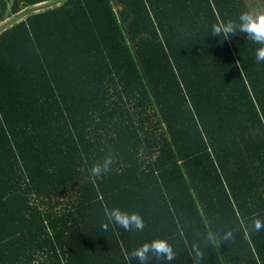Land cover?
<instances>
[{
	"label": "trees",
	"instance_id": "trees-1",
	"mask_svg": "<svg viewBox=\"0 0 264 264\" xmlns=\"http://www.w3.org/2000/svg\"><path fill=\"white\" fill-rule=\"evenodd\" d=\"M241 12L254 18L246 0H0V264H141L131 253L157 239L172 259L143 264H195L194 245L200 264H264V43ZM225 21L236 31L212 35Z\"/></svg>",
	"mask_w": 264,
	"mask_h": 264
},
{
	"label": "clouds",
	"instance_id": "clouds-1",
	"mask_svg": "<svg viewBox=\"0 0 264 264\" xmlns=\"http://www.w3.org/2000/svg\"><path fill=\"white\" fill-rule=\"evenodd\" d=\"M238 18L243 22L241 24V29L248 33L253 42H261L264 43V15H258L253 18L247 12H241ZM236 31L233 24L230 21H225L222 24H214L212 25L211 34L220 37L223 35L224 37H230V34H233ZM256 59L264 60V47L258 48L256 50ZM110 160L105 159L103 166L93 165L90 172L91 175L95 176L99 174L101 171L107 172ZM106 218L109 222L120 225L126 230L129 226H133L137 229L142 228L143 223L142 219L138 214H125L122 213L119 209H112L105 213ZM107 223H102L101 228L107 229ZM252 227L254 230H260L264 225L261 224L260 220H254L252 222ZM232 239V232L225 231L222 235H217L212 232H208L206 234V241L212 245H220L221 243H225L226 241ZM193 259L195 264H200V260L202 259V252L200 251L199 245L193 246ZM151 252L157 256L164 257L168 260H171L174 252L172 247L165 240H153L150 245H144L141 248L133 251L131 254L138 258L141 261V264L146 260L147 254Z\"/></svg>",
	"mask_w": 264,
	"mask_h": 264
},
{
	"label": "rangeland",
	"instance_id": "rangeland-1",
	"mask_svg": "<svg viewBox=\"0 0 264 264\" xmlns=\"http://www.w3.org/2000/svg\"><path fill=\"white\" fill-rule=\"evenodd\" d=\"M254 18L258 15H264V0H246Z\"/></svg>",
	"mask_w": 264,
	"mask_h": 264
}]
</instances>
